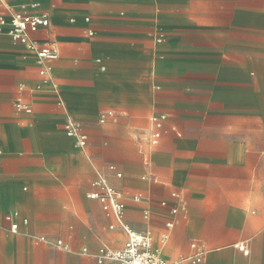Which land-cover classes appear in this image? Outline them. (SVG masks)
<instances>
[{
    "label": "crops",
    "instance_id": "obj_1",
    "mask_svg": "<svg viewBox=\"0 0 264 264\" xmlns=\"http://www.w3.org/2000/svg\"><path fill=\"white\" fill-rule=\"evenodd\" d=\"M10 11L47 15L28 36L58 58L49 78L0 31V264L122 248L88 196L100 176L165 259L196 243L201 264H264V0H0Z\"/></svg>",
    "mask_w": 264,
    "mask_h": 264
},
{
    "label": "built area",
    "instance_id": "obj_2",
    "mask_svg": "<svg viewBox=\"0 0 264 264\" xmlns=\"http://www.w3.org/2000/svg\"><path fill=\"white\" fill-rule=\"evenodd\" d=\"M49 18L44 14H31L26 11H10L8 16H0V31L7 28L10 36L19 42L26 43L27 46L36 53L41 68V73L51 78L52 66L51 63L58 58V49L54 45L40 43L36 40L29 39L28 34L36 31L41 27L49 25ZM19 108H24L30 111V108L23 103H18ZM111 112H106L101 115V121H104ZM155 132L152 134V142L157 143L161 137L160 129L162 128V121H155ZM67 133L75 136L80 145H85L86 136L81 133L80 124L69 120L66 124ZM121 176V174H118ZM94 185L98 187V191L90 193L88 196L92 199H97L101 202L103 209L112 214L117 224L125 231L127 235L124 246L120 249H112L107 246H102L96 256L98 264H104L109 261L111 264H201L205 249L199 247L196 243L192 244L194 253L188 256L181 257L178 260L170 261L163 257L160 250L154 247L153 234L150 231L138 232L134 230L125 220L126 205L122 201L117 190L109 183L108 179L104 176L98 177L94 181ZM137 200L141 199L138 195L135 197ZM173 213L177 209L172 210ZM148 214H146V217ZM10 220L11 216H7ZM168 228L174 226L173 222L167 224ZM116 225H110L114 229ZM12 230L17 229V224L11 226ZM44 239V238H42ZM167 235L164 236V240ZM57 246L67 249L64 243L59 240ZM88 250L83 249V253Z\"/></svg>",
    "mask_w": 264,
    "mask_h": 264
}]
</instances>
